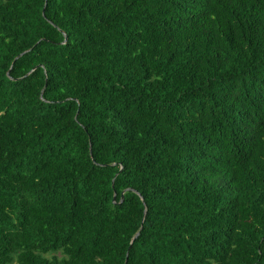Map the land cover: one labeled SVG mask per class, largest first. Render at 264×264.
Instances as JSON below:
<instances>
[{
	"label": "trees",
	"instance_id": "trees-1",
	"mask_svg": "<svg viewBox=\"0 0 264 264\" xmlns=\"http://www.w3.org/2000/svg\"><path fill=\"white\" fill-rule=\"evenodd\" d=\"M0 264H264V0H0Z\"/></svg>",
	"mask_w": 264,
	"mask_h": 264
},
{
	"label": "water",
	"instance_id": "water-1",
	"mask_svg": "<svg viewBox=\"0 0 264 264\" xmlns=\"http://www.w3.org/2000/svg\"><path fill=\"white\" fill-rule=\"evenodd\" d=\"M21 56H22V55H21ZM21 56H19L17 59H19ZM17 59H16V60H17ZM115 197H116V195H115ZM137 236H138V235H137Z\"/></svg>",
	"mask_w": 264,
	"mask_h": 264
}]
</instances>
